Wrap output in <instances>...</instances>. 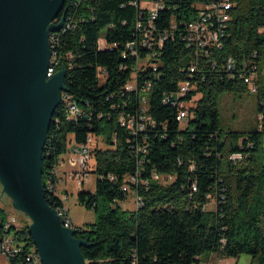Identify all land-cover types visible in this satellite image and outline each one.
<instances>
[{
	"label": "trees",
	"instance_id": "trees-1",
	"mask_svg": "<svg viewBox=\"0 0 264 264\" xmlns=\"http://www.w3.org/2000/svg\"><path fill=\"white\" fill-rule=\"evenodd\" d=\"M130 1L81 0L76 5V0H65L57 17L65 22L54 31L58 38L54 51L67 67L66 91L83 114L69 119L61 103L53 115L43 148L48 203L55 209L63 205L59 196H49L46 182L67 149L69 135L85 143L89 134H107L110 146L93 150L96 164L92 171L98 176L95 190L78 193L79 203L95 212L94 222L76 226L75 236L88 241L81 247L86 264H195L211 252L224 257L249 254L253 264H264V129L223 132L219 111L223 92L248 89L222 70L224 60L233 57L238 68L244 62L251 65L252 60L259 70L264 65V32H260L264 28V0H233V18L219 50L218 70H205L206 79L194 92L201 97L185 124L176 120V107L163 103L164 94L175 91L186 77L183 68L191 56L185 44L180 39L167 41L157 71L151 69L140 78L139 88L145 80L152 81L150 113L156 120V126L145 131L149 150L142 177L149 178L155 168L159 173L175 174L176 179L167 185L151 181L148 189L140 186L143 205L134 210L121 207L128 197L123 184L135 173L137 158L128 142L132 135L118 121L121 112L139 108V93L124 89L135 60L124 58L122 52L127 41L137 35L139 15ZM190 1H168L180 7L160 11L158 25L167 27L172 14L179 20H190L192 13L184 14ZM68 16L74 20L71 28H66ZM113 43L119 46L102 47ZM101 68L106 70L104 79L99 76ZM257 93L258 114L264 116V77ZM237 153L242 157L233 159ZM194 182L196 191L192 190ZM209 195L219 200L213 211L206 208ZM8 216L0 206V237ZM30 222L12 228L35 247Z\"/></svg>",
	"mask_w": 264,
	"mask_h": 264
},
{
	"label": "built area",
	"instance_id": "built-area-1",
	"mask_svg": "<svg viewBox=\"0 0 264 264\" xmlns=\"http://www.w3.org/2000/svg\"><path fill=\"white\" fill-rule=\"evenodd\" d=\"M168 1L170 0H133L129 2L130 5L138 8L139 15L136 21L137 35L127 41L122 52L124 58L130 57L135 60L131 79L126 83L124 89L127 92L137 91L139 93V108L136 112H121L118 116V121L120 126L126 128L132 135L128 142H130L131 150L137 158L135 173L128 175L123 184V190L127 193V196L132 194L134 197L136 209L143 205V198L138 192L140 186L148 189L151 181L167 185L176 179L175 174L159 173L155 168L150 170L149 178L142 177L145 171L144 163L149 150L145 131L149 126L154 128L156 120L150 113V96L148 94L152 87V81L149 79L145 80L139 88L140 78L151 69L157 71L161 63L162 49L167 41L180 39L185 44L191 56V60L183 68L186 77L178 82L175 91L166 92L163 96L164 104H170L178 109L176 120L180 124H185L191 116V108L201 97L200 93L194 92L198 90V83L205 81V70L210 72L218 70L219 50L224 46V39L228 25L233 18L232 11L235 5L233 0H192L188 2L189 5L184 10V14L187 12L192 13L190 20L182 21L177 18L176 14H172L168 20V26L161 27L157 23L160 11L166 8L169 10L180 7L179 4H174L175 2L170 4ZM80 2L81 0H76L75 4L77 5ZM68 19L66 28H71L74 26V20L72 16H68ZM54 22L58 23L60 21L56 18ZM260 32H264V28H261ZM54 33V31L49 33L51 56L47 78L52 77L63 68L61 57L54 51V47L58 42V38ZM118 46V43L102 45V47L109 48ZM257 54L258 52L255 51L253 56L256 57ZM68 56L70 57L71 55ZM221 65L222 70L227 73L230 79L241 80L252 92H258L259 80L264 77V65L259 70L258 65L252 60L251 65L244 62L242 67L238 68L237 61L231 56L227 57ZM65 68L67 69L66 66ZM105 75L106 70L101 68L99 72L100 78L104 79ZM61 95L62 104L67 110L68 118L76 119L82 116L83 110L74 97L67 91L62 92ZM258 119V129L263 130V114H258ZM71 142L73 143L72 150L78 156L75 163L77 168L75 170H63L65 162L59 158L52 170L51 178L46 182V190L49 192V196L51 194L59 196L57 194L58 184L65 181L68 176H72L78 186H83L91 172H93V166L96 164L94 149L92 148L94 135L89 134L85 143L77 142L76 137L73 135ZM231 157L240 159L242 155L237 153ZM180 163L182 162L180 161ZM108 177L110 179L115 178L112 174H108ZM192 190H197L196 182L192 184ZM208 197L210 199L215 198L216 203L219 202L217 197H212L211 195ZM59 198L62 200L63 205L56 206L58 215L63 217V221H66V227L78 229L64 202V200L68 199V196H59ZM17 224L18 219L16 216H8L6 229H4V233L0 237V255L7 260L8 264H38L37 257L32 253V245L27 244V241L20 239L14 233L12 227L17 226ZM224 264L229 263L225 262Z\"/></svg>",
	"mask_w": 264,
	"mask_h": 264
},
{
	"label": "water",
	"instance_id": "water-1",
	"mask_svg": "<svg viewBox=\"0 0 264 264\" xmlns=\"http://www.w3.org/2000/svg\"><path fill=\"white\" fill-rule=\"evenodd\" d=\"M65 0H0V183L14 208L30 218L29 232L44 264H86L87 239L65 227L48 203L43 148L66 91L67 69L47 78L49 33Z\"/></svg>",
	"mask_w": 264,
	"mask_h": 264
},
{
	"label": "rangeland",
	"instance_id": "rangeland-1",
	"mask_svg": "<svg viewBox=\"0 0 264 264\" xmlns=\"http://www.w3.org/2000/svg\"><path fill=\"white\" fill-rule=\"evenodd\" d=\"M105 31L102 32L104 37ZM104 43V42H103ZM144 93V92H143ZM149 94V92H148ZM219 111L221 129L223 132L228 130H239V131H251L258 127V93L252 92L250 89L244 91H226L223 92L219 99ZM73 135H69L67 149L60 156L64 160L65 166L63 170H75L77 165V154L73 152V143L71 138ZM107 134L94 135V144L92 148H108L110 145L107 142ZM65 176V174H63ZM97 174L91 172L88 180L83 186H78L76 180L72 176H68L65 181L58 184L57 194L60 197L68 196L67 200H64L66 206L69 209L70 215L74 221L75 226L83 227L87 223H92L95 220V212L92 209H87L81 205L78 201V193L82 189L88 191H94L96 187ZM1 184V183H0ZM0 206H3L8 212L9 216H16L18 219L17 226L23 224L25 221H30L29 217L14 208L11 197L4 191L3 186L0 185ZM123 209L134 210L136 204L134 197L130 194L124 201L121 202ZM217 203L215 198L210 199L207 209L209 211L215 210ZM242 258L239 263L235 262L234 257H228L229 264H253L252 257L249 254H241ZM0 264H8L7 260L0 255ZM195 264H200L195 263Z\"/></svg>",
	"mask_w": 264,
	"mask_h": 264
},
{
	"label": "crops",
	"instance_id": "crops-1",
	"mask_svg": "<svg viewBox=\"0 0 264 264\" xmlns=\"http://www.w3.org/2000/svg\"><path fill=\"white\" fill-rule=\"evenodd\" d=\"M74 222V221H73ZM228 257H224L220 255L218 252H211L208 254H204L200 258V264H224L225 262H228ZM236 263H239L241 261V257H234Z\"/></svg>",
	"mask_w": 264,
	"mask_h": 264
},
{
	"label": "bare ground",
	"instance_id": "bare-ground-1",
	"mask_svg": "<svg viewBox=\"0 0 264 264\" xmlns=\"http://www.w3.org/2000/svg\"><path fill=\"white\" fill-rule=\"evenodd\" d=\"M61 220H62L63 225L66 227V221H63V217H61ZM5 229H6V225H5ZM32 253L35 254V257H37L38 264H44V262L42 261L36 247H34V246L32 247Z\"/></svg>",
	"mask_w": 264,
	"mask_h": 264
}]
</instances>
